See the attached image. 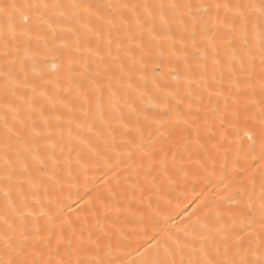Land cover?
Returning a JSON list of instances; mask_svg holds the SVG:
<instances>
[{"label":"snow or ice","instance_id":"6c2138e0","mask_svg":"<svg viewBox=\"0 0 264 264\" xmlns=\"http://www.w3.org/2000/svg\"><path fill=\"white\" fill-rule=\"evenodd\" d=\"M0 264H264V0H0Z\"/></svg>","mask_w":264,"mask_h":264}]
</instances>
